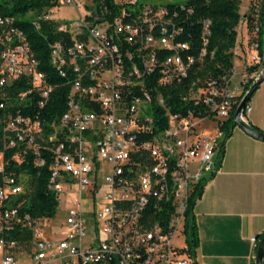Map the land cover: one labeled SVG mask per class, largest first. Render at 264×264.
<instances>
[{
	"label": "built area",
	"instance_id": "obj_1",
	"mask_svg": "<svg viewBox=\"0 0 264 264\" xmlns=\"http://www.w3.org/2000/svg\"><path fill=\"white\" fill-rule=\"evenodd\" d=\"M103 1L52 0L55 7L29 18L35 28L52 21L62 34L50 46L51 64L69 88L67 108L48 135L37 117L0 114V264H193L185 247H174L173 240L182 231L193 188L218 169L222 124L235 112L247 82L263 68L264 51L254 41L260 8H253L249 25L246 20L251 33L245 53L237 45L233 50L232 74L191 79L206 54L207 21L196 57L186 43L176 41L182 29L174 23L175 11L114 0L120 13L108 20ZM64 5L78 11L76 20L52 16ZM247 53L244 79L235 87L234 61ZM20 79L31 89L18 99L34 92L42 107L53 88L38 70L25 35L13 19L0 15V111L7 107L2 101L7 89ZM184 80L181 102L187 108L174 114L161 89ZM154 106L164 109L167 118L157 134ZM249 111L248 105L244 118ZM29 154L37 167L48 156V191L58 202L63 196L71 199L65 208L58 205L54 218H33L6 205L24 193L25 180L6 169ZM162 205L172 211L165 227L153 221ZM14 229L30 232L29 247L12 237Z\"/></svg>",
	"mask_w": 264,
	"mask_h": 264
},
{
	"label": "trees",
	"instance_id": "obj_2",
	"mask_svg": "<svg viewBox=\"0 0 264 264\" xmlns=\"http://www.w3.org/2000/svg\"><path fill=\"white\" fill-rule=\"evenodd\" d=\"M240 4L241 0H187L182 5H167L165 7L169 12L175 11L174 23L182 29V33L177 37L176 41L186 43L190 48L191 54L196 57L203 46L204 22H208L207 32L209 35L206 37V54L202 62L194 66V68L200 67L191 76V79H196L198 76L209 78L232 74L233 50L237 45V27L242 19L239 13ZM141 5L138 3L137 7ZM103 6L110 12V14L105 16L108 20H112L113 17L120 13L121 6L116 5L114 0H104ZM256 6L258 5L255 0H252L249 4V12L246 15L248 25L251 21V12ZM52 7H55L52 0H0V15L13 19V25L25 35L26 42L37 60L38 70L44 74L47 84L53 88L48 99L40 107L39 103L42 99L34 92L28 93L22 101L18 99V94L30 91L31 87L25 79L15 81L7 89L6 99L2 100L7 107L5 111H0V114L14 115L19 113L24 117H37L43 124L45 135L50 133V125L55 123L67 108L69 88L51 64L50 46L59 41L62 34L56 31V23L52 21L40 22L39 27L35 28L29 18L31 15L48 11ZM98 7H101V5H98ZM259 8V32L254 41L258 44L259 50L263 52L264 0H261ZM97 11L99 12V8ZM246 71L247 73H252L253 69L248 68ZM252 82L253 80L247 82L244 92L248 90ZM187 83L188 80H184L179 84L161 89L166 107L174 114H183L187 108V105L181 102L182 94L187 91ZM243 93L237 98V104L241 100ZM233 115L234 113H231L230 117L221 126L223 140L220 143L216 157L217 168L224 154L225 142L231 136L233 129L237 127L234 123ZM151 119L153 134H157L166 128L167 118L164 109L161 107L154 106L152 108ZM251 127L259 131L257 128ZM13 153L14 150L8 151L6 156H10ZM43 157L45 161L40 167L33 164L32 154H29L20 165L10 163L6 170H12L17 175L21 174L25 178L24 193L12 198L6 205L19 207L20 210L28 212L33 218H54L59 202L56 196L47 189L50 175V159L48 156ZM213 177L214 174H210L195 185L187 199L183 214L182 234L185 240V251L193 259V264H197L195 257L196 250L199 247V235L194 209L197 201L202 196L204 187ZM167 207V205H162L153 214V221L159 222L161 227L167 225L172 214V211ZM12 232V237L19 241V245L22 248L29 247L31 240L29 231L14 229Z\"/></svg>",
	"mask_w": 264,
	"mask_h": 264
},
{
	"label": "crops",
	"instance_id": "obj_3",
	"mask_svg": "<svg viewBox=\"0 0 264 264\" xmlns=\"http://www.w3.org/2000/svg\"><path fill=\"white\" fill-rule=\"evenodd\" d=\"M248 12L239 10L243 23ZM247 55L237 58L241 70L236 74L241 78L235 87L244 79ZM249 108L246 123L264 133V81L252 94ZM194 213L199 235L197 264L254 263L258 241L264 234L263 141L238 126L233 129L221 163L204 187Z\"/></svg>",
	"mask_w": 264,
	"mask_h": 264
},
{
	"label": "rangeland",
	"instance_id": "obj_4",
	"mask_svg": "<svg viewBox=\"0 0 264 264\" xmlns=\"http://www.w3.org/2000/svg\"><path fill=\"white\" fill-rule=\"evenodd\" d=\"M116 2H121L120 0H115ZM187 0H138L139 4H144V5H149V6H156V7H166L167 5H182L186 2ZM251 0H241L240 4V12L244 14L245 10L246 12L249 11L248 4L250 3ZM256 4L260 6L261 0H255ZM247 8V9H246ZM52 16L57 19V20H76L78 18V11L74 9L72 6L64 5L62 7H59L57 9H54L52 11ZM246 22L241 21V25L237 27L238 29V37H237V46L239 47V50L245 53V50L247 49L246 44L247 40L249 39L248 37V32L249 34L251 33L250 27H245ZM234 78L232 80V83L235 84L236 82L239 81L241 76L236 74L241 70L240 65L238 60L236 59L234 61ZM232 84V85H233ZM207 132L210 133L211 129L206 130ZM70 197L63 196L60 199L59 205L61 208H65L70 204ZM87 203L83 204V207H87ZM58 217L60 220H63L65 218V214L63 212L58 213ZM173 246L178 248V249H183L185 247V240H184V235L182 234V231L179 229L178 233L176 234L174 240H173Z\"/></svg>",
	"mask_w": 264,
	"mask_h": 264
},
{
	"label": "water",
	"instance_id": "obj_5",
	"mask_svg": "<svg viewBox=\"0 0 264 264\" xmlns=\"http://www.w3.org/2000/svg\"><path fill=\"white\" fill-rule=\"evenodd\" d=\"M263 81H264V64H263L262 70L258 73L257 77L253 80L248 90H246L243 93V96L235 109L233 120L236 126L242 129L246 134H248L249 136L257 140L264 142V133L257 131L253 129L251 126H249L246 123L244 115H243L245 107L249 105V101H250L252 94L254 93L256 88L259 86V84ZM263 261H264V235L258 241L255 261L253 264H263Z\"/></svg>",
	"mask_w": 264,
	"mask_h": 264
}]
</instances>
